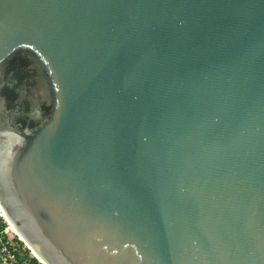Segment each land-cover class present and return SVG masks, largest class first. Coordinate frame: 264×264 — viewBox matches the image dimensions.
<instances>
[{"label":"water","instance_id":"obj_1","mask_svg":"<svg viewBox=\"0 0 264 264\" xmlns=\"http://www.w3.org/2000/svg\"><path fill=\"white\" fill-rule=\"evenodd\" d=\"M0 208L46 264H264V0H0Z\"/></svg>","mask_w":264,"mask_h":264},{"label":"built area","instance_id":"obj_2","mask_svg":"<svg viewBox=\"0 0 264 264\" xmlns=\"http://www.w3.org/2000/svg\"><path fill=\"white\" fill-rule=\"evenodd\" d=\"M0 264H46L21 240L1 208Z\"/></svg>","mask_w":264,"mask_h":264},{"label":"bare ground","instance_id":"obj_3","mask_svg":"<svg viewBox=\"0 0 264 264\" xmlns=\"http://www.w3.org/2000/svg\"><path fill=\"white\" fill-rule=\"evenodd\" d=\"M13 226V225H12ZM13 228H14V230L16 231V229H15V227L13 226ZM17 232V231H16ZM20 238H21V236H19ZM21 240H23L22 238H21ZM24 241V240H23ZM25 242V241H24ZM26 243V242H25ZM27 244V243H26ZM28 246V245H27ZM29 247V246H28ZM30 248V247H29ZM31 249V248H30ZM32 250V249H31ZM32 252H33V254L34 255H36L37 257H38V255L32 250ZM39 258V257H38Z\"/></svg>","mask_w":264,"mask_h":264}]
</instances>
